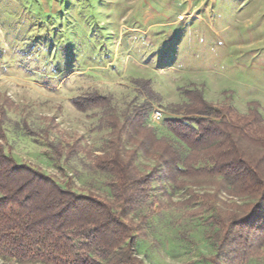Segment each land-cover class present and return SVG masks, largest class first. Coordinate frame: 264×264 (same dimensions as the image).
<instances>
[{
  "label": "rangeland",
  "instance_id": "1",
  "mask_svg": "<svg viewBox=\"0 0 264 264\" xmlns=\"http://www.w3.org/2000/svg\"><path fill=\"white\" fill-rule=\"evenodd\" d=\"M132 79L149 80L160 99L146 117L158 137L173 139L164 120L185 101L181 89L197 88L209 103L241 113L256 102L264 115V0H0V144L17 163L109 196L107 176L89 168L83 154L56 162L25 127L82 137L97 151L107 135L97 129L100 111L80 112L72 101L97 93L120 111L143 105ZM154 189L160 205L136 238L138 257L145 264H209L208 216L167 204L165 183ZM184 198L177 192L171 201Z\"/></svg>",
  "mask_w": 264,
  "mask_h": 264
},
{
  "label": "trees",
  "instance_id": "2",
  "mask_svg": "<svg viewBox=\"0 0 264 264\" xmlns=\"http://www.w3.org/2000/svg\"><path fill=\"white\" fill-rule=\"evenodd\" d=\"M131 83L145 104L120 111L110 96L97 93L72 101L80 112L100 111L97 129L107 135L97 151L82 137H51L49 129L25 127L56 162L83 154L89 168L107 176L109 196L77 191L70 179L62 185L39 168L17 163L0 144V258L18 264H145L136 238L159 203L154 183H165L167 204L190 217L208 216L214 252L205 258L209 264H264L260 105L250 102L241 113L229 103H209L197 88L181 89L185 101L171 106L174 118L164 120L168 139L146 123L153 104L160 103L150 81ZM177 192L185 198L172 202Z\"/></svg>",
  "mask_w": 264,
  "mask_h": 264
},
{
  "label": "built area",
  "instance_id": "3",
  "mask_svg": "<svg viewBox=\"0 0 264 264\" xmlns=\"http://www.w3.org/2000/svg\"><path fill=\"white\" fill-rule=\"evenodd\" d=\"M182 1H188V0H182ZM179 19L181 20L182 17H179ZM155 114H156V116H157L158 118L161 117V114H160L159 112H155Z\"/></svg>",
  "mask_w": 264,
  "mask_h": 264
}]
</instances>
